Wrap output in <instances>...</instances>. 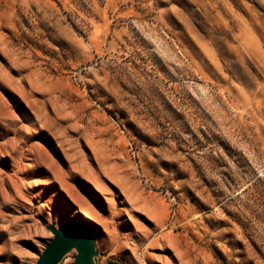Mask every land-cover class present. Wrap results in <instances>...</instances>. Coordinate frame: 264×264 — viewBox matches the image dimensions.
I'll return each mask as SVG.
<instances>
[{"label":"rangeland","instance_id":"374dc122","mask_svg":"<svg viewBox=\"0 0 264 264\" xmlns=\"http://www.w3.org/2000/svg\"><path fill=\"white\" fill-rule=\"evenodd\" d=\"M70 222L93 264H264V0H0V264Z\"/></svg>","mask_w":264,"mask_h":264},{"label":"water","instance_id":"95a60500","mask_svg":"<svg viewBox=\"0 0 264 264\" xmlns=\"http://www.w3.org/2000/svg\"><path fill=\"white\" fill-rule=\"evenodd\" d=\"M52 237L38 255L36 264H57L72 248L76 254L71 264H93L96 256L92 230L84 223L70 222L59 228L49 227Z\"/></svg>","mask_w":264,"mask_h":264}]
</instances>
